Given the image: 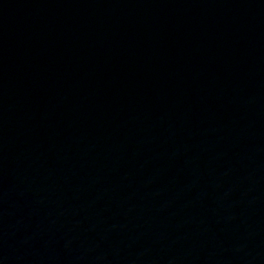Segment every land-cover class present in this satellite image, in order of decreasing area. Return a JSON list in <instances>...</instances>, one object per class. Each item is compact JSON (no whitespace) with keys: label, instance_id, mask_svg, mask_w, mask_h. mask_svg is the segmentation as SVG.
I'll use <instances>...</instances> for the list:
<instances>
[{"label":"water","instance_id":"obj_1","mask_svg":"<svg viewBox=\"0 0 264 264\" xmlns=\"http://www.w3.org/2000/svg\"><path fill=\"white\" fill-rule=\"evenodd\" d=\"M0 264H264V0H0Z\"/></svg>","mask_w":264,"mask_h":264}]
</instances>
